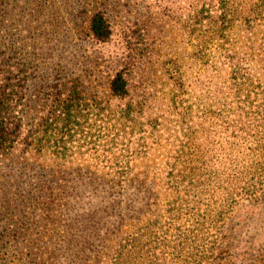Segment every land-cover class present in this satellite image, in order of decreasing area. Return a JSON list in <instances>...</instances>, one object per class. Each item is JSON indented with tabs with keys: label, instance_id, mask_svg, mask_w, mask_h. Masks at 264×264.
<instances>
[{
	"label": "rangeland",
	"instance_id": "rangeland-1",
	"mask_svg": "<svg viewBox=\"0 0 264 264\" xmlns=\"http://www.w3.org/2000/svg\"><path fill=\"white\" fill-rule=\"evenodd\" d=\"M191 3L5 2L0 50L3 56H12V61L22 57L31 65L26 96L37 94V87L54 91L42 87L45 83L78 81L73 96L80 104L73 110L72 121L63 129H47L51 132L45 149L57 147L54 153L58 156H49L45 162L37 159L28 175L18 180L22 188L35 193L45 185L50 194L46 196L49 215L37 208L35 212L30 208L28 216L25 210H0V233L16 230V234L30 235L27 243L32 242L33 264H85L82 237L88 233L90 241L98 245L96 234L104 233L100 226L113 222L108 227L111 235L121 218L125 219L123 229L142 220L152 222V239L155 230L192 234L193 166L201 165L203 159L214 162L213 168L223 163L228 133L225 115L237 102L233 96L236 87L242 114L240 133L253 134L258 141L264 137V17L231 26L222 41L199 52L192 27L185 21ZM97 7L104 9L111 25L105 40L96 39L87 28L89 15ZM117 72L127 80L128 93L123 97L115 96L108 87ZM68 94L61 97L68 98ZM55 95H44L46 106L38 101L40 111L23 114L26 128L32 118L47 115V105ZM20 109L16 105L15 121ZM209 109L214 114L198 124L199 118L193 115ZM198 128L205 134L193 145V129ZM261 155L251 196L240 194L231 208L223 196H213L217 202L211 205H216L222 216L216 218L219 233L207 226L203 246L208 252L218 233L221 244L215 251L220 254L215 261L208 257L206 264H264V152ZM2 165L0 180L6 171ZM7 169L13 173L11 180L22 170L19 164ZM216 172L222 182L224 175ZM205 196L201 206L212 215ZM2 201L0 194V205ZM157 244L163 247L161 242ZM22 245H26L22 238L8 243V252L21 254ZM96 253L90 252L91 259ZM154 262L177 264L163 255Z\"/></svg>",
	"mask_w": 264,
	"mask_h": 264
},
{
	"label": "trees",
	"instance_id": "trees-1",
	"mask_svg": "<svg viewBox=\"0 0 264 264\" xmlns=\"http://www.w3.org/2000/svg\"><path fill=\"white\" fill-rule=\"evenodd\" d=\"M6 1L0 0V38L3 21L2 12L5 9L4 4ZM263 4L264 0H192L191 12L187 14L185 21L188 26L191 25L192 27L191 33L193 39L197 41V51L203 52L214 41H222L231 26L239 22L249 23L263 18ZM184 25L187 26L185 23ZM110 26L108 15H106L103 8L97 7L89 15L88 32L96 39H107L111 34ZM11 58L13 57L3 56V51L0 50V163L6 167H3V170H6L5 174L2 173L3 176L1 175L5 179L1 178L0 180V194L3 197L0 210L2 213L4 211L5 213L12 211L23 213L22 211L25 210L28 216L30 214L28 211L34 210L35 212L37 208L44 214L49 215L50 205L46 198L49 190L46 189L45 185L42 184L38 188V192L35 193L31 189L22 188L18 180L22 176L28 175V171L35 165L34 162L37 159L45 162L47 161L46 158L56 154L54 151L57 147L53 151H46L45 149L47 136L51 132H48L47 129H63L64 126L68 127V124L72 121L73 110L80 104L77 97L73 96V93L77 91L78 81L75 79L74 82L69 83L68 80L64 79L51 85L45 83L42 84V87H52L54 91H43L37 87L34 89L37 94L27 97L25 91L29 87L28 83L32 77L31 65L24 59L22 60V57L19 59L17 57L18 61H12ZM15 69H17L16 74L12 73ZM13 79H16L17 82H14ZM108 87L109 91L115 96L123 97L128 93L127 80L120 72H117L110 79ZM61 88H64L67 94L69 93L68 98L61 97L66 94L65 90L59 92ZM237 91L238 88L236 87L233 96L237 102L233 105L230 113L225 115L228 133L226 137L227 151L224 160H221L223 163L213 168L214 162L203 159L201 165L193 166V233L191 234L186 230L169 233L166 230L165 234H162L155 230V239H152V229H150L152 222L142 220L123 229L121 225L124 224L125 219L120 217L118 229L111 235L108 227L113 222L104 223L103 227L100 226V228H103L104 233L98 232L96 234L95 239H98V245L90 241L88 233L82 237V240L84 239L82 251L85 254V264H157L154 262L155 258L158 260L161 255L165 259L167 258V261L170 259L172 261L176 260L177 264H206L204 260H207L208 257L211 258V261L217 259L220 253L215 249L219 248L221 242L218 240L219 232L216 218L221 220L222 216L219 214L221 211H217V206L211 205L217 202L214 197L216 195L223 196L228 208H231V204L237 200V197H240V194L251 196L253 190H255L254 170L259 164L261 154L264 152V137H259L258 141L253 134L240 133L242 114L239 108V94ZM53 93L56 94L55 99L51 101L49 106L47 105V115L42 118H32L31 126L26 128L23 122V114L34 110L40 111L36 107L41 106L42 101L46 106V99H42ZM38 96L40 98H37ZM29 100L33 103H29ZM40 100L41 102H38ZM13 101L15 104H12ZM16 105H20L21 109L19 119L15 121ZM213 114L214 110L209 109L193 116L199 118L198 124H200L202 118L206 119ZM204 134L202 128L193 129V145L197 143V138H203ZM205 139H207V136H205ZM14 150H18V152H14ZM60 152L61 148L57 153ZM56 155L58 156V154ZM16 164H19L22 170L19 171V177L11 180L13 173H10L11 170H8L7 167L12 168ZM218 170H220L219 175H224L222 182H220V176L216 172ZM42 182L46 183L44 180ZM206 194L208 195V201L210 200L208 205H211L213 209L212 215L207 212L206 207L201 206L203 204L202 199ZM32 196L34 199H32ZM44 196L45 201L41 200ZM33 203L35 205H32ZM213 219L215 222H213ZM154 221L158 223V220ZM86 226L87 224L83 226V229ZM207 226L208 228H216L218 232L216 237L212 239L213 245L210 246L211 249L208 252L205 251L206 249L203 246L207 237L205 235ZM100 228L98 227V229ZM16 232L18 231L15 230L7 234L0 233V264H15L13 259H9L10 256L18 259L19 264H33L31 259L33 249L30 246L32 242L29 243L28 241L27 243L30 235L23 232L16 234ZM91 237H94V235H91ZM19 238L26 241V245H22L24 249H22L21 254L9 253L8 243L17 242ZM151 242H153L152 245H150ZM159 242L163 246L161 249L157 244ZM59 248H61V245L55 247V250ZM157 248L159 250L158 256L155 252ZM96 250L97 253L94 259H91L90 252Z\"/></svg>",
	"mask_w": 264,
	"mask_h": 264
}]
</instances>
